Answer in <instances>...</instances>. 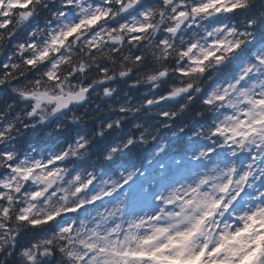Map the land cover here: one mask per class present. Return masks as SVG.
<instances>
[{
  "label": "clouds",
  "instance_id": "clouds-1",
  "mask_svg": "<svg viewBox=\"0 0 264 264\" xmlns=\"http://www.w3.org/2000/svg\"><path fill=\"white\" fill-rule=\"evenodd\" d=\"M0 264H264V0H0Z\"/></svg>",
  "mask_w": 264,
  "mask_h": 264
}]
</instances>
